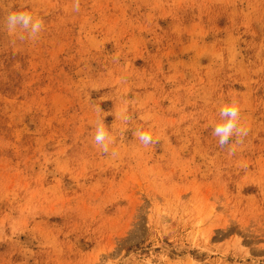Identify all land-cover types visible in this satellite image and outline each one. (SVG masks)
<instances>
[{
	"label": "rangeland",
	"instance_id": "obj_1",
	"mask_svg": "<svg viewBox=\"0 0 264 264\" xmlns=\"http://www.w3.org/2000/svg\"><path fill=\"white\" fill-rule=\"evenodd\" d=\"M74 3L0 0V264H264V0Z\"/></svg>",
	"mask_w": 264,
	"mask_h": 264
},
{
	"label": "clouds",
	"instance_id": "obj_2",
	"mask_svg": "<svg viewBox=\"0 0 264 264\" xmlns=\"http://www.w3.org/2000/svg\"><path fill=\"white\" fill-rule=\"evenodd\" d=\"M80 0H75L74 10L79 11ZM43 27L40 19H34V17L26 12H11L6 17V28L10 34H16L19 39L25 38L36 39ZM219 122L213 126V136L218 138L220 147H225L230 144V138H235V143L240 144L243 142V138L247 136L248 130L239 124L240 109L238 101L235 97H230V103L222 106L218 111ZM125 121L129 120L127 115L123 116ZM94 142L99 145L103 152L108 153L109 145L112 143V138L107 132L103 120H99L95 125ZM141 143L148 146L152 143V136L143 131H137ZM235 151L234 147L229 149L230 154ZM116 155L115 152L112 153Z\"/></svg>",
	"mask_w": 264,
	"mask_h": 264
}]
</instances>
